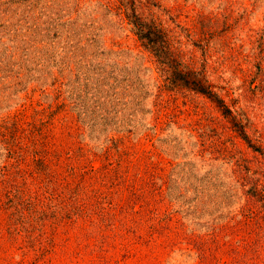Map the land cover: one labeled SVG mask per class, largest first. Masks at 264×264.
Segmentation results:
<instances>
[{
	"label": "rangeland",
	"instance_id": "374dc122",
	"mask_svg": "<svg viewBox=\"0 0 264 264\" xmlns=\"http://www.w3.org/2000/svg\"><path fill=\"white\" fill-rule=\"evenodd\" d=\"M126 1L0 0V264H264V0Z\"/></svg>",
	"mask_w": 264,
	"mask_h": 264
},
{
	"label": "trees",
	"instance_id": "16d2710c",
	"mask_svg": "<svg viewBox=\"0 0 264 264\" xmlns=\"http://www.w3.org/2000/svg\"><path fill=\"white\" fill-rule=\"evenodd\" d=\"M135 5V0H129L126 1L125 8H123L125 17L131 25L130 30L138 42L149 50L156 61L163 67L168 74L169 82L172 85L180 84L201 93L213 99L224 109L223 101L210 90L203 72L191 64L184 63L178 56V49H173L172 42L169 40L173 38L172 34L164 30L153 17H146L137 12ZM174 42L179 43V41ZM226 111L229 114V110L227 109Z\"/></svg>",
	"mask_w": 264,
	"mask_h": 264
}]
</instances>
